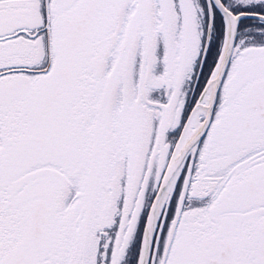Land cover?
<instances>
[{
	"label": "snow or ice",
	"instance_id": "obj_1",
	"mask_svg": "<svg viewBox=\"0 0 264 264\" xmlns=\"http://www.w3.org/2000/svg\"><path fill=\"white\" fill-rule=\"evenodd\" d=\"M0 264H264V0H0Z\"/></svg>",
	"mask_w": 264,
	"mask_h": 264
}]
</instances>
